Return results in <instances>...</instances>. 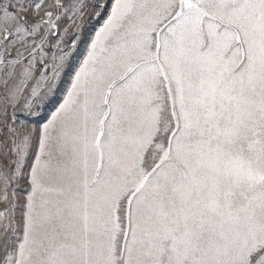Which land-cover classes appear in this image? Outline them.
<instances>
[{"label":"snow or ice","instance_id":"obj_1","mask_svg":"<svg viewBox=\"0 0 264 264\" xmlns=\"http://www.w3.org/2000/svg\"><path fill=\"white\" fill-rule=\"evenodd\" d=\"M0 264H264V0H0Z\"/></svg>","mask_w":264,"mask_h":264}]
</instances>
